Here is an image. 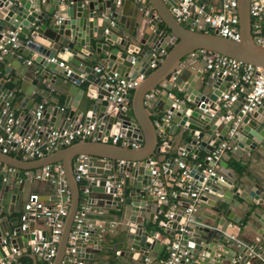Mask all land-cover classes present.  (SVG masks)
Instances as JSON below:
<instances>
[{"label": "water", "instance_id": "water-1", "mask_svg": "<svg viewBox=\"0 0 264 264\" xmlns=\"http://www.w3.org/2000/svg\"><path fill=\"white\" fill-rule=\"evenodd\" d=\"M131 1L124 0L121 7L114 8V0H0V41L9 31L28 37L25 47L11 50L3 58L7 62L5 70L9 72L13 67L17 77L11 78L13 88L5 87L4 80L0 79V117L16 98L18 85L22 93L21 107H29L32 89L24 88V82L28 79V70L33 68L38 73L31 79L32 84L42 79L45 84L58 85L65 91L63 105H47L39 120L30 112L21 111L23 123L14 133L45 140L55 129L73 131L80 124L95 125L92 139L60 144L58 149L30 162L12 160L10 151L1 152L3 144H0V213L23 212L18 205L26 181L37 179L48 192L40 196L42 200H61L68 204L51 264H84L85 260L92 259L93 250L100 247L101 234L111 235L121 246L118 253L128 261L120 260V264L145 263V259L163 255L166 244L155 233L161 238L172 237L180 228L186 229L181 237L184 254L175 264H264V218L255 210L252 215L261 223L255 240L245 241L226 232L229 224L240 225L242 220L230 209L232 198L238 192L234 191L235 184L229 179L232 174L227 171L224 159L219 161L217 175L206 179L196 164L189 168L194 180L190 190L202 183L206 189L191 212L188 211L190 201L175 208L169 226H160L162 231H155L151 226L162 210L160 200L150 191L152 175L147 165L149 158L160 151V139L169 134L187 131L190 137L187 146H196L195 159L202 150L209 154L217 141L227 137L233 120H225L226 111L218 109L216 104L233 76L221 72L213 78L204 76V60H200L203 65L196 71L190 68L195 66L193 61L200 59L202 50L264 68V46L257 44L253 37L250 0H236L238 40L193 29L189 26L190 20L178 21L173 13L177 7L175 0H144L148 6L135 2L126 18ZM258 1L264 5V0ZM29 54L31 60L25 62L24 57ZM61 61L64 67L58 65ZM65 67L71 69L69 74ZM114 73L130 78L143 75L131 91L120 95L125 104L109 98L106 77ZM82 81L88 83L85 89L79 88ZM152 92L154 95L146 96ZM243 101L239 98L230 109L234 116L242 118L229 138V145L236 155L245 152L264 161V100L246 115L239 111ZM165 114L169 117L159 129L155 120ZM26 120L31 122L23 127ZM113 136L119 138L111 142ZM9 147L16 148L17 155L22 154L18 143L12 142ZM78 155H82V163L77 161ZM119 160L124 163H117ZM169 161L172 167L174 158ZM54 163L62 166L64 185L41 172L43 166ZM203 163L211 165L205 160ZM20 169L30 173L19 176ZM58 187L62 188L60 197ZM256 187L245 198L248 204L257 200L264 202V176ZM81 206L87 210L80 228L72 234L74 251L71 252L68 240L74 216ZM92 216H113L115 220L109 224L118 226V230L104 231L106 220L97 222ZM38 220L46 225L43 218L29 214L23 230L18 216L10 220L14 227L8 245L10 253L12 248L18 250L31 240L39 241L40 237L47 236L50 240L47 229L35 230ZM7 231L8 220L0 218V240ZM87 243H91V249H87ZM168 253L169 250L155 264H164Z\"/></svg>", "mask_w": 264, "mask_h": 264}, {"label": "built area", "instance_id": "built-area-1", "mask_svg": "<svg viewBox=\"0 0 264 264\" xmlns=\"http://www.w3.org/2000/svg\"><path fill=\"white\" fill-rule=\"evenodd\" d=\"M65 2L67 0H61ZM177 7L173 10L174 16L180 22H186L190 20V26L193 29H197L202 32H216L217 34L227 37L233 40L239 39V25H238V13H237V1L236 0H222L221 5L217 9L206 8L204 4L199 0H175ZM122 0H115L116 5H120ZM250 15L253 20V37L255 42L261 46H264V5L258 0H250ZM113 23V21L111 22ZM106 31V29H105ZM28 38L21 39L18 31H9L0 41V62L3 60L5 54L11 50H18L26 45ZM202 58L204 60V69L207 77L213 78L216 74L221 72L222 75H232L233 79L228 82L225 91H222L219 97L216 107L226 111L227 115L225 120L232 119L233 123L231 128L227 132V137L221 141H217L213 150L207 154L204 158L206 162H211V165L204 164L203 162L196 163L200 167L204 174V179L208 176H215L219 170V161L222 159L225 151L229 148V138L233 134L235 128L239 125L240 116H234L231 112L233 104L237 103L239 98L244 101L241 104L239 111L242 115H246L255 110V108L261 104L264 100V68L255 67L251 64L243 63L234 58H230L219 53L202 50ZM52 61H55L52 59ZM60 67H64L63 62H59ZM154 67L155 64L151 63ZM66 74L71 72L70 68L65 67ZM96 72H100L99 68H96ZM82 76V74H80ZM106 86L110 88V100L126 103V100L120 95L131 91L142 79L143 75L138 74L134 78L130 77H118L116 73L112 76H107ZM155 92L149 93L146 96L151 97ZM119 95V96H118ZM44 102H38L35 109L32 112L33 117L36 120L42 118ZM169 115L165 114L160 119L155 120V125L162 129L163 124L166 122ZM20 124V118L10 109L3 110L0 117V144H3L1 152L6 153L10 148L9 144L12 142L18 143L22 149V154L26 158L36 159L59 148L60 144L69 145L75 140H81L84 138H93L92 131L95 129V125L80 124L73 131L66 129L52 130L45 140L37 139L33 135H17L14 133L16 127ZM119 136H113L110 138L111 142H115ZM127 145V143L122 142ZM133 147H137L136 144H132ZM185 150H181L177 157H174L176 172L172 171L170 167L171 162L163 161L159 162L156 158H149L147 165L151 171V187L152 194L158 197V200L163 203L168 202L166 184L168 181L173 183L179 190L175 193L171 192L173 197H189L190 205L188 211L194 210L199 203L200 194L206 189L202 183L195 190H190L191 180L189 175V166L185 163L184 156ZM77 161L82 163V155L77 156ZM117 163H124L123 160L117 161ZM41 172L45 176H49L58 184H65V177L63 169L60 163L49 164L43 166ZM82 175V170H81ZM221 177V176H220ZM194 181V180H193ZM62 188L58 187L57 196H62ZM52 203L47 204L40 198L37 192H30L23 204V212L20 214V228L23 230L27 226L29 214L35 215L38 219L43 218L46 224L49 226L48 235L50 240H47V236L40 237L39 241L31 240L28 245V249L35 255L42 259V264H49L50 260L55 255L56 243L59 239L63 217L67 213L68 204L67 201L61 200H48ZM173 208L167 210L164 213V219L159 220L158 225L161 227H167L171 223ZM87 208L79 207L76 212L71 235L69 236L68 246L70 251H74V234L77 229L80 228L84 213ZM186 229L180 228L169 238L168 250L169 253L166 259L163 260L164 264H175L179 261L180 257L184 254V250L181 245L182 233ZM7 239H2L3 244H7ZM15 256L0 257V264H12L16 259V255L19 254V249L12 248ZM12 254V253H11ZM10 255V254H9ZM15 264H20L16 261Z\"/></svg>", "mask_w": 264, "mask_h": 264}, {"label": "crops", "instance_id": "crops-1", "mask_svg": "<svg viewBox=\"0 0 264 264\" xmlns=\"http://www.w3.org/2000/svg\"><path fill=\"white\" fill-rule=\"evenodd\" d=\"M123 1L124 0H122L120 5H116L115 0H114L113 2L114 8L121 7L124 3ZM199 1L200 3L204 4L206 8H213V9L219 8L222 2V0H199ZM135 2H141V3L146 4L144 0H132L130 3V6H128V11L125 14L126 18L129 17V15L132 13V9H133L132 7H134ZM19 36L21 39L28 38L26 35H23L21 33H19ZM40 42H43V41H40ZM43 43L46 44L45 42ZM24 60L25 62H30L31 60L30 54L28 56H25ZM62 60H64V58H62ZM200 60H203L202 56L200 57V59L192 62L193 64H195L194 67L190 68L192 71H196L198 67L200 68L202 67L203 63ZM6 65H7V62L5 60H2L0 62V67H1L0 79L4 80L5 87L13 88L14 83L12 82L11 78L13 77L16 78L17 72L13 67H11L10 71L7 72L5 70ZM37 73L38 71H34L33 68H30V70H28V79L24 82V88H27L29 90L32 89L30 96H29L30 97L29 107L28 108L21 107L22 93L19 91L20 85L16 87V98L14 99V101L11 103L9 107L20 118V123L21 122L23 123L22 116L20 115L21 111H24V113L30 112V114H32L33 110L36 107V104L38 103L37 97H40L41 102H44L45 107L47 105H52V106H57V105L62 106L63 105V98H64L63 93L65 91L62 90L58 85L52 84V83L45 84L42 79H39L37 84L35 83L36 85L32 84L31 79H33V77L36 76ZM203 75L207 76L204 66H203ZM18 82H19L18 84H21L20 79L18 80ZM63 82H65V80ZM87 85L88 83L86 81H82L79 84V88L85 89ZM30 122L31 120L28 121V123L26 120L24 122L23 127L25 126V124H30ZM188 126L191 129L195 128L194 126H191V125H188ZM189 141H190V137L187 131L183 133L179 132L177 135L169 134L166 136L165 139H160V144H159L160 151L153 158H156L159 162L168 161L171 158L177 157L179 153L181 152V150H185V148H187L189 150L188 151L185 150L186 154L183 158L185 160V163L189 167H191L192 165L196 163L203 162L207 154L202 150L199 158L195 159V156H197V154L193 153V149L196 148V146L189 148L187 146ZM231 149L232 148L229 145V148L225 151L222 159L226 161L227 171L231 172L232 174V176L229 179L235 184L234 191L238 192V195L234 194L232 198L233 202L230 204V209H231L232 214H234L235 216H237L238 218L242 220V223L240 225H237V224L230 225L229 224L226 232L227 234H233L235 236H238V238H242L245 241H252L256 239V234H257L256 230L260 228L261 226L260 220L257 217L253 216L252 213L255 210L259 216L264 218V202H262L261 200H257V203L248 204L245 201V198L248 197L249 192L255 191L257 189L256 183H260V181L262 180L264 176V161L262 158L261 159L253 158L245 152L242 155H236L232 152ZM7 151H10L9 154L11 157H13L12 160L18 159L19 161H23V162H30L34 160L31 158H26L23 154L17 155V149L14 147H10ZM17 163L22 164L24 166L30 165V164L21 163V162H17ZM172 171L174 173L177 171L175 164L172 166ZM29 173L30 172L28 170H23V169L19 170V176L24 177L25 174H29ZM26 182L27 183L24 186L22 198L20 199V202L18 205V209L20 210L23 209L24 201L26 200L30 192H37L40 196H42L44 193L48 194V192H46L47 189H43L42 184L37 179L32 180V181H26ZM193 182L194 181L191 180V184H193ZM172 186H173V183L171 181H168V183L166 184V188L170 189ZM50 194L52 193H49V195ZM187 201H190L189 197L181 196L178 198L176 204H171L168 206L169 207L168 210L173 208V205L175 206V208H177L178 206L183 205ZM45 202L47 204L52 203L51 201H45ZM166 204H168V202L160 204L161 210ZM204 211L208 212L206 209H204ZM21 213L22 212L17 213L16 211H14L13 213H4L1 211L0 213V218H6L8 220V231L6 232L5 237H4L5 239L8 240V242L7 244H3L2 239L0 240V252L1 254H3L2 256L4 257L9 256L12 258L13 256H15L13 250L11 249L12 250L11 251L12 254H11L9 251V247H8L9 240L12 237V230L14 228L11 225L10 220L13 219V217L18 216V219L20 221ZM113 215H115V213H113ZM157 216H159V214H157ZM92 218H95L96 220H98L97 222H100L102 220L104 221V219L106 220L105 221L106 223L103 226L104 231L113 233L114 230H118V226H113V225L111 226L109 224L110 222H113V220H115L113 219V216L109 218L92 216ZM154 222L151 224V226L153 227H154ZM34 228L35 230L47 229V232L49 231V226L47 224L45 226L41 225L39 220L38 222H36ZM155 231L157 230L155 229ZM155 236L157 238H160L161 242L166 244L165 249L163 250V255H159L158 258H154L152 260L145 259L146 260L145 263L139 262V264H155L156 261H159L161 258L163 259L164 257L162 256H164V254L167 253L168 242H169L170 237L161 238V235H159L158 233H155ZM112 238L113 237L108 234H105V236H103L102 234L99 235L98 239H99L100 247L98 249L93 250L92 259L85 260L84 264H111L109 262L110 259H109V252H108L110 250H113V251L115 250L116 252L115 253L116 254V264H120V260L128 261V258H126L125 256L122 257L119 255L118 252L122 250L120 245H118V247L117 246L111 247L107 245V243H111ZM29 244H30V241L28 242L27 246H22L19 248V254L16 255V259L15 261L12 262V264H15L17 259L20 256H27L30 259L31 264H42V259H40L39 256L33 254L28 249ZM86 247L87 249H91L92 248L91 243H87ZM33 255H35V258H33ZM142 259H139V260L142 261ZM52 261H53V258L50 260L49 264H51ZM134 261L135 260L131 262H134Z\"/></svg>", "mask_w": 264, "mask_h": 264}, {"label": "trees", "instance_id": "trees-1", "mask_svg": "<svg viewBox=\"0 0 264 264\" xmlns=\"http://www.w3.org/2000/svg\"><path fill=\"white\" fill-rule=\"evenodd\" d=\"M1 70V67H0ZM0 75H1V71H0ZM38 102H41L40 97H37ZM16 114V113H15ZM179 189L176 186H172L170 189L167 188V198H168V204L164 205L162 212L159 214V216L156 218V221L154 222V229H156L157 231H162V229L160 228V226L158 225L159 220L164 219V213L168 210V206L171 204H176L178 198L177 197H173L171 195V192L174 191L175 193L178 191ZM107 245L113 247V246H117L119 244H117L116 239L112 238L111 243H107ZM109 252V262L111 264H116V252L115 250H110ZM18 262H20L21 264H31L30 263V259L27 256H20L17 259Z\"/></svg>", "mask_w": 264, "mask_h": 264}]
</instances>
